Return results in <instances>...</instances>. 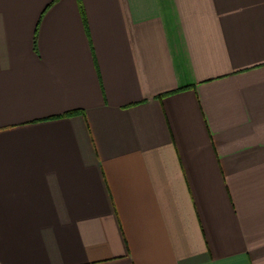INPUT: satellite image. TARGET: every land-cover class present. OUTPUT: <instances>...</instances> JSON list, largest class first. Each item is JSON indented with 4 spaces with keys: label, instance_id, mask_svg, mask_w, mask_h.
<instances>
[{
    "label": "crops",
    "instance_id": "obj_1",
    "mask_svg": "<svg viewBox=\"0 0 264 264\" xmlns=\"http://www.w3.org/2000/svg\"><path fill=\"white\" fill-rule=\"evenodd\" d=\"M0 264H264V0H0Z\"/></svg>",
    "mask_w": 264,
    "mask_h": 264
},
{
    "label": "trees",
    "instance_id": "obj_2",
    "mask_svg": "<svg viewBox=\"0 0 264 264\" xmlns=\"http://www.w3.org/2000/svg\"><path fill=\"white\" fill-rule=\"evenodd\" d=\"M54 1H56V0H54Z\"/></svg>",
    "mask_w": 264,
    "mask_h": 264
}]
</instances>
